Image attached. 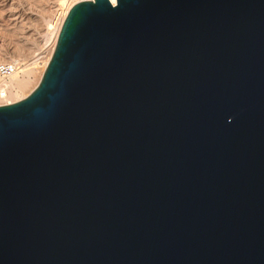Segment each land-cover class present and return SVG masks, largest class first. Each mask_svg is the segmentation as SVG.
I'll list each match as a JSON object with an SVG mask.
<instances>
[{
  "label": "water",
  "instance_id": "obj_1",
  "mask_svg": "<svg viewBox=\"0 0 264 264\" xmlns=\"http://www.w3.org/2000/svg\"><path fill=\"white\" fill-rule=\"evenodd\" d=\"M0 264H264V0H78L0 104Z\"/></svg>",
  "mask_w": 264,
  "mask_h": 264
},
{
  "label": "rangeland",
  "instance_id": "obj_2",
  "mask_svg": "<svg viewBox=\"0 0 264 264\" xmlns=\"http://www.w3.org/2000/svg\"><path fill=\"white\" fill-rule=\"evenodd\" d=\"M76 1L64 0L58 13H55V0H0V61L25 59L43 45L49 50L47 64L55 44L57 29ZM49 19H52L55 27L52 34L46 36L44 34ZM44 69L33 74L27 88L19 91L18 96L13 95L15 100L27 95L36 86Z\"/></svg>",
  "mask_w": 264,
  "mask_h": 264
},
{
  "label": "built area",
  "instance_id": "obj_3",
  "mask_svg": "<svg viewBox=\"0 0 264 264\" xmlns=\"http://www.w3.org/2000/svg\"><path fill=\"white\" fill-rule=\"evenodd\" d=\"M48 55V48L42 45L25 59L14 58L0 61V104L8 101L9 82L14 75L21 73L26 65H32L36 73L41 72L46 66Z\"/></svg>",
  "mask_w": 264,
  "mask_h": 264
},
{
  "label": "bare ground",
  "instance_id": "obj_4",
  "mask_svg": "<svg viewBox=\"0 0 264 264\" xmlns=\"http://www.w3.org/2000/svg\"><path fill=\"white\" fill-rule=\"evenodd\" d=\"M61 2L63 5L64 0L63 1L62 0H55V2H53L54 3L53 9H54L55 13H58L57 10L59 9ZM55 13H54V15H55ZM61 24H62V22H61ZM61 24H60V26H61ZM60 26L56 32V39H57V35L59 32ZM54 27H55V23H53V21L51 19L49 22H47V26L45 29L46 32L44 35H46V36L50 35V33L53 32ZM55 43H56V40H55ZM53 49H54V47H53ZM53 49H52V51H53ZM34 73H35V68L32 65H26L22 69L21 73L14 75V77L9 82V91H8V98H7L8 101H6V102L10 103V102L15 101L16 98L14 96H16V94L18 96V94H20V93H18L19 91H22L24 88H27V86L29 85V82L31 81V77L33 76ZM17 76L21 77V78H17ZM6 102H5V104H6Z\"/></svg>",
  "mask_w": 264,
  "mask_h": 264
}]
</instances>
